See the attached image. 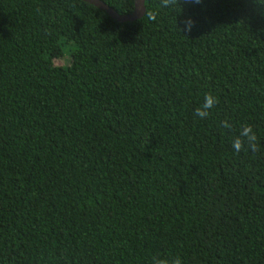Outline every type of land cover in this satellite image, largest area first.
Masks as SVG:
<instances>
[{
	"label": "trees",
	"instance_id": "trees-1",
	"mask_svg": "<svg viewBox=\"0 0 264 264\" xmlns=\"http://www.w3.org/2000/svg\"><path fill=\"white\" fill-rule=\"evenodd\" d=\"M144 5L0 0V264H264V0Z\"/></svg>",
	"mask_w": 264,
	"mask_h": 264
},
{
	"label": "clouds",
	"instance_id": "clouds-1",
	"mask_svg": "<svg viewBox=\"0 0 264 264\" xmlns=\"http://www.w3.org/2000/svg\"><path fill=\"white\" fill-rule=\"evenodd\" d=\"M185 3H200L201 0H184ZM178 3V0H161L162 7H171L175 6ZM149 20H155L156 14L154 12H146ZM184 29L183 31H191L194 22L191 18L183 21ZM179 30V29H178ZM180 31V30H179ZM218 103V100L211 93H206L204 96L203 103L194 109V115L203 119L209 116L210 110ZM223 127L231 129L232 125L228 123V121L221 122ZM232 147L234 151L239 153L240 151H251L257 152L259 151V146L257 143V136L254 133L251 125H242L238 135L233 137L232 139ZM152 264H181V260L176 257H163L159 258V254L152 258Z\"/></svg>",
	"mask_w": 264,
	"mask_h": 264
},
{
	"label": "water",
	"instance_id": "water-1",
	"mask_svg": "<svg viewBox=\"0 0 264 264\" xmlns=\"http://www.w3.org/2000/svg\"><path fill=\"white\" fill-rule=\"evenodd\" d=\"M81 1L89 5H92L101 11H104L106 14H108L113 20H115L118 23L135 22L137 20H140L145 14V5H144L145 0H134V9L132 13L128 15H119L100 0H81Z\"/></svg>",
	"mask_w": 264,
	"mask_h": 264
},
{
	"label": "rangeland",
	"instance_id": "rangeland-1",
	"mask_svg": "<svg viewBox=\"0 0 264 264\" xmlns=\"http://www.w3.org/2000/svg\"><path fill=\"white\" fill-rule=\"evenodd\" d=\"M70 58L68 56L62 57L58 60H55L54 63L57 66H67L69 64Z\"/></svg>",
	"mask_w": 264,
	"mask_h": 264
}]
</instances>
